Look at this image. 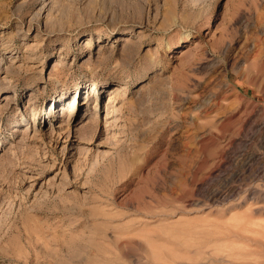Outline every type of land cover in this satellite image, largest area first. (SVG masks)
I'll return each instance as SVG.
<instances>
[{"label": "rangeland", "instance_id": "rangeland-1", "mask_svg": "<svg viewBox=\"0 0 264 264\" xmlns=\"http://www.w3.org/2000/svg\"><path fill=\"white\" fill-rule=\"evenodd\" d=\"M46 1L0 0V264H264V0Z\"/></svg>", "mask_w": 264, "mask_h": 264}, {"label": "bare ground", "instance_id": "bare-ground-1", "mask_svg": "<svg viewBox=\"0 0 264 264\" xmlns=\"http://www.w3.org/2000/svg\"><path fill=\"white\" fill-rule=\"evenodd\" d=\"M45 1V0H44ZM52 0H48V1H46V2H43L42 4H40V6L37 8V11L35 12V14H34V16H33V19H35V18H39V17H42V15H44L45 13L48 15V14H50V13H48L50 10H51V8H52ZM45 14V15H46ZM46 15V16H47ZM45 16V17H46ZM122 41L124 40V38H120ZM199 41L198 42H196L195 43V46L194 47H189V46H187L186 47V50L183 52V53H181V55H183V54H185V53H189V54H191L193 51H194V48L197 46V45H199ZM196 49V48H195ZM2 63V62H1ZM93 84H95V83H93ZM119 89V88H118ZM78 95H79V92H77V95H76V92L74 93V95H73V98L72 99H69V108L67 109V112L69 113L70 111H73V110H75V108H76V106H77V104H78V100H79V98H78ZM124 97H121L120 95H119V92H117V91H111L110 92V94H109V96H108V103H118L120 100H122ZM68 100V99H67ZM58 102L60 101V100H57ZM120 107V106H119ZM118 107V108H119ZM56 108H57V104H54V106H53V108H52V114H54V110H56ZM117 108V109H118ZM122 108V107H121ZM120 108V109H121ZM119 109V110H120ZM115 110V109H114ZM35 111V115L33 116V118L34 119H39L40 118V115H38V109H35L34 110ZM116 112V111H115ZM264 122V121H263ZM263 126V125H262ZM18 131H21V130H18ZM260 158V157H259ZM248 161V160H247ZM255 161V160H254ZM258 161H260L258 158L256 159V161H255V163L256 162H258ZM263 161V160H262ZM247 163V162H246ZM251 164V163H250ZM254 164V163H253ZM258 165V164H257ZM255 169V168H254ZM263 169V168H262ZM257 170V169H256ZM257 173V172H256ZM258 176H260L263 180H264V170H261L260 169V171L258 172ZM257 176V177H258ZM249 184V183H248ZM247 184V185H248ZM251 186H246L247 188L246 189H244V190H246V194H247V196H249L248 198H252L254 195H256V193L258 192V189H257V186L256 185H252V184H250ZM241 187H243V186H241ZM245 188V187H244ZM242 191V188H240L239 186H236V187H234V186H230L227 190H225V191H215V192H213V194H212V197H214V198H216V199H225V198H227L228 196H232V195H239L240 194V192ZM262 192V191H261ZM259 193V192H258ZM262 194V196H264V193H261ZM258 195V194H257ZM246 197V196H245ZM264 199V198H263ZM263 208V207H262Z\"/></svg>", "mask_w": 264, "mask_h": 264}]
</instances>
